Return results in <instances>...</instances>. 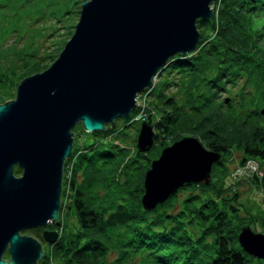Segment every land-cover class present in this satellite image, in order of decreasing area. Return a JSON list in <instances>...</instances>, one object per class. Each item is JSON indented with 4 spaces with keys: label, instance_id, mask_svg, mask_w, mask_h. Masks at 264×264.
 Here are the masks:
<instances>
[{
    "label": "trees",
    "instance_id": "obj_1",
    "mask_svg": "<svg viewBox=\"0 0 264 264\" xmlns=\"http://www.w3.org/2000/svg\"><path fill=\"white\" fill-rule=\"evenodd\" d=\"M83 1L0 0L6 12L10 5L28 9L23 19L7 21L0 30V104L16 97L24 78L58 58ZM213 10L211 19L197 20L198 49L167 61L154 87L140 94L143 105L104 131L88 132L82 123L73 129L59 224L48 225L60 236L47 243L51 249L36 264L55 259L63 264H264L239 243L240 232L252 228L256 217L234 191L233 179L236 170L255 160L258 168L246 175L264 194V0H216ZM143 123L154 127L147 152L138 148ZM184 137H197L220 154L210 183H185L145 209L147 172L165 148ZM235 153L237 165L230 172L227 161ZM15 173L22 169L16 166ZM66 208L75 216L73 226L64 220ZM40 229L25 233L45 241Z\"/></svg>",
    "mask_w": 264,
    "mask_h": 264
},
{
    "label": "water",
    "instance_id": "obj_2",
    "mask_svg": "<svg viewBox=\"0 0 264 264\" xmlns=\"http://www.w3.org/2000/svg\"><path fill=\"white\" fill-rule=\"evenodd\" d=\"M216 0H84L79 22L58 58L24 78L16 97L0 104V264H36L42 242L25 229L59 224L63 170L73 129L88 132L128 117L138 95L153 88L167 61L198 49V19L214 15ZM264 113V110H263ZM154 127L143 123L138 148L149 151ZM220 154L197 137L165 148L145 177V209L167 200L185 183L211 181ZM22 169L16 175L15 167ZM57 230H45L53 244ZM242 248L264 259V235L251 227L239 234ZM10 251V258L3 259Z\"/></svg>",
    "mask_w": 264,
    "mask_h": 264
},
{
    "label": "rangeland",
    "instance_id": "obj_3",
    "mask_svg": "<svg viewBox=\"0 0 264 264\" xmlns=\"http://www.w3.org/2000/svg\"><path fill=\"white\" fill-rule=\"evenodd\" d=\"M213 7H214V5H213ZM9 8L11 9V11H9V12H6L5 8H3V7L0 8V30L1 31H2V27L5 28L7 26V21L9 22V24H13V22H15V20L19 19L20 17H24L28 13L27 8H19L18 6L16 7L13 5H10ZM20 19H23V18H20ZM78 22H79V20H78ZM3 23H5V26H3ZM1 31H0V33H1ZM13 39H14V37H13ZM11 41H12V39L10 37L8 39H5V42L7 45L10 44ZM157 79H158V77L155 78V82L157 81ZM141 93H139V95L137 97L138 98L137 105H143V103H144L143 97L140 96ZM143 116H144V114H143ZM139 118L143 119L141 115H139ZM234 155H235V157L232 158V161H230V162L227 161V164L231 167L230 172L233 171V169H235V167L237 165L236 164L237 158L239 157L238 153H235ZM236 171L234 172V176H233L234 183H235L234 191H236L240 194V200L243 203H245L246 209H248L256 217V221L252 225V230L255 233H260V234L264 235V194L262 193V190H260L256 186L255 181H253V179H254L253 176L243 175V174L237 175ZM63 215H64V220L69 219V223L71 226H73L76 223L75 216L73 214L69 213L67 211V208L65 211H63ZM38 228H41L39 230L40 234L44 235L43 230L48 228V226L38 227ZM32 229H35V228H32ZM27 230H30V229L23 230L21 232V235H30V236H34L37 239H39L42 242L43 251H45V252L48 249H51L49 246H47L48 242L42 240L40 237H37L34 234L25 233V231H27ZM7 253H8V251L5 252L3 259L10 258L11 254L8 255ZM262 260H264V259H262ZM53 264H63V263L60 262L58 259H55L53 261ZM253 264H258V263H253Z\"/></svg>",
    "mask_w": 264,
    "mask_h": 264
},
{
    "label": "built area",
    "instance_id": "obj_4",
    "mask_svg": "<svg viewBox=\"0 0 264 264\" xmlns=\"http://www.w3.org/2000/svg\"><path fill=\"white\" fill-rule=\"evenodd\" d=\"M257 168H258V163L255 160H250L248 161V164L246 165V167H244V169H240V170L238 169L236 171V174L246 175V174H249V173H246V171L248 170L255 171Z\"/></svg>",
    "mask_w": 264,
    "mask_h": 264
},
{
    "label": "flooded vegetation",
    "instance_id": "obj_5",
    "mask_svg": "<svg viewBox=\"0 0 264 264\" xmlns=\"http://www.w3.org/2000/svg\"><path fill=\"white\" fill-rule=\"evenodd\" d=\"M45 230H56L55 228H46Z\"/></svg>",
    "mask_w": 264,
    "mask_h": 264
}]
</instances>
